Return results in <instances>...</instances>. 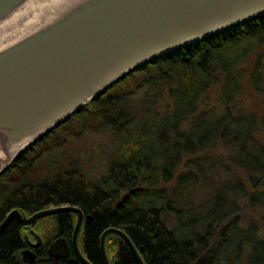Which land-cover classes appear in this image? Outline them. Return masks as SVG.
Masks as SVG:
<instances>
[{"label":"trees","instance_id":"1","mask_svg":"<svg viewBox=\"0 0 264 264\" xmlns=\"http://www.w3.org/2000/svg\"><path fill=\"white\" fill-rule=\"evenodd\" d=\"M263 94L264 14L141 65L55 127L0 176V223L16 206L31 213L72 203L92 214L79 243L96 264H106L101 236L110 225L128 232L146 264H264L259 222L264 220V108L260 112L252 106L260 103L258 98L264 103ZM76 118L81 125L77 134L90 126L92 133L109 134L111 142L116 138L111 160L94 157L90 164L92 156L86 155L66 162L41 160L51 147L33 153L64 126L73 135ZM157 140L166 145L152 154L148 144ZM104 145L100 141L97 147ZM220 147V156L228 160L225 174H216L220 198L210 208L193 207L196 213L206 212L189 225L185 215L190 211L180 203L190 186L206 178L203 155L211 157ZM230 189L238 192L227 203ZM151 193L164 202L145 204L143 198ZM243 200L259 209L258 219L243 222ZM77 213L56 212L40 225L50 228L41 231L45 243L38 262L84 264L75 251L67 260L48 254L55 236L72 240ZM62 215L68 221L64 225ZM183 226L193 228L191 236ZM24 229L15 217L1 232L0 264H31L21 258ZM106 247L112 264H140L120 233H108Z\"/></svg>","mask_w":264,"mask_h":264},{"label":"water","instance_id":"2","mask_svg":"<svg viewBox=\"0 0 264 264\" xmlns=\"http://www.w3.org/2000/svg\"><path fill=\"white\" fill-rule=\"evenodd\" d=\"M264 14V0H0V24L11 19L0 47V176L55 127L128 73L172 50ZM63 210L78 212L72 244L64 235L50 241V257L66 259L71 245L84 264H96L79 243L85 218L76 204L51 205L30 215L13 207V218L30 227L27 242L38 246L37 220ZM86 218L92 220V214ZM120 233L140 264H146L131 236L118 226L102 232L101 249L112 264L106 237ZM25 262L37 251L21 250Z\"/></svg>","mask_w":264,"mask_h":264},{"label":"rangeland","instance_id":"3","mask_svg":"<svg viewBox=\"0 0 264 264\" xmlns=\"http://www.w3.org/2000/svg\"><path fill=\"white\" fill-rule=\"evenodd\" d=\"M262 99L264 100V94L262 96ZM257 101L261 103V98H258ZM260 103L254 101V104H252V106L254 108L259 109L260 112H262V109L264 108V103L263 104ZM99 123H95V125L98 126ZM81 124H83V122H81ZM100 124L104 126V123H100ZM72 125L75 126V128L74 127L72 128V131L75 132L76 134L74 133L71 136L68 135L66 126H64L61 128L62 129L61 131H58L60 132L59 135L57 134L58 132L54 133L51 139L45 140L42 142V144H39V146L33 153L35 152L37 153L39 152V150H42L43 148L45 149L51 147L49 154L45 152L46 156L45 155L41 156V160H45L46 158L47 161L49 162L59 159L62 162L64 161L66 162L71 158V156L72 159L73 158L78 159L86 155L88 156V158L92 156V158L90 159V164H92L91 160L94 157H98V159L103 158V160L106 159L111 160L114 157L115 152L117 151V149L115 148L117 146L116 138H115V143L114 141L111 142V136L109 134L106 135V134H97V133L95 134V132L92 133L93 128L90 126L85 127V129L83 128L82 134H77L81 129L80 121L77 118L76 121L72 123ZM261 138L264 141V131H262L261 133ZM55 140H57L56 143L57 145L51 146V143L53 144V141ZM100 141L101 142L104 141L105 145L103 147H97V144L100 143ZM150 143L151 144H148L149 146L148 150L149 152H152V154L155 152V150H162L163 147L166 145V143L163 140H157V142L155 143H152L151 141ZM222 149L223 148L220 147L219 151L211 154V157L206 154L203 155V160L205 164L208 166V168L206 169V178L203 180V182L200 181L197 182L195 186H190L188 193L184 196L186 199L183 202L181 201L182 204L180 203L182 207L184 206L185 210H187L188 212L190 211V213H187L185 215V219H188L187 222L185 223H189V225L194 224V221L192 219L200 218L201 215L206 212V210H204L202 212L198 211V213H196L195 211H193V207L197 208L198 206H202V207L206 206L207 208L208 206V208H210L211 206L214 205V203H217V199L220 198V196L217 195L216 187L218 186H216V174L217 172H219L220 175L222 174L224 175L226 171V166L228 165L227 156L226 155L220 156L221 154L220 151H222ZM103 150H105L104 152H106V154H103ZM63 153L64 155L62 156ZM86 156L84 157L87 159ZM216 160H218V162H216ZM166 185H167V189L171 187V183H167ZM220 186L222 187L226 186L225 192H227L228 190L227 184L222 183ZM235 191L238 192L237 190H232V189L229 190L228 194L225 195V202L228 203L230 198L233 199V195L235 194ZM143 200L144 203L147 205L149 204L160 205L164 202V199L160 196V194H154V193L146 194ZM246 201L247 200L242 201V206L244 207V209L241 210L240 214L242 216L243 222L248 223V220L250 219L253 218L258 219L257 212L259 209L256 211V209H254L251 205L246 203ZM50 217H51L50 215L44 217L43 221L45 223H48L47 221L51 220ZM259 222L262 226V232L264 233V220L259 219ZM44 227L45 228H42V232L46 228H50L48 225L47 227L46 226ZM196 229L200 230L201 227L199 226ZM180 230H182V225L180 226ZM183 230L189 236L192 235L193 228L188 226H183ZM33 264H43V263L36 261ZM46 264H59V263L57 260H55L52 263L50 261L49 263Z\"/></svg>","mask_w":264,"mask_h":264},{"label":"flooded vegetation","instance_id":"4","mask_svg":"<svg viewBox=\"0 0 264 264\" xmlns=\"http://www.w3.org/2000/svg\"><path fill=\"white\" fill-rule=\"evenodd\" d=\"M71 211H74V210H71ZM61 212V211H60ZM63 212V211H62ZM76 212V211H75ZM31 213H33V212H31ZM31 213H28L27 212V214L28 215H30ZM77 213V212H76ZM85 213V212H84ZM53 214V213H52ZM48 215H50V214H48ZM48 215H45V216H42V217H40L38 220H37V222H36V225H35V229L39 232V233H41V231H42V227L40 226L41 224L42 225H45L46 223L43 221V218L44 217H46V216H48ZM86 216H87V213H85V218H84V220H83V223H82V226L85 224V222L86 221H92V220H88L87 218H86ZM77 218H78V213H77ZM92 219H93V217H92ZM19 221V220H18ZM59 221H60V223H61V225H64V224H66L68 221H67V217H66V215H62V216H60L59 217ZM77 222V221H76ZM76 224V223H75ZM82 226H81V228H82ZM75 228V227H74ZM80 231H81V229H80ZM74 233V232H73ZM24 234H25V237H26V235L27 234H29V236L31 237V239L33 240V241H37V237H36V235L34 234V232L32 231V229L30 228V227H25V229H24ZM41 235H42V233H41ZM60 235H62V234H60ZM57 236H59V235H57ZM57 236H55V238L57 237ZM65 236V235H64ZM42 242L38 245V246H31L28 242H26V245L24 246V247H27V246H30V247H32V248H34L36 251H37V253H38V250L41 248V246H43L44 245V243H45V238H44V236L42 235ZM54 238H52L51 240H53ZM69 239V241H70V243L72 244V240L70 239V238H68ZM27 240V239H26ZM50 240V241H51ZM50 243V242H49ZM49 245V244H48ZM23 247V248H24ZM21 250H22V248H21ZM75 250H74V248H73V245H71V254L70 255H72V253L74 252ZM70 255H69V257H70ZM69 257L68 258H66V259H63V260H67V259H69ZM21 258H22V260H23V262H25L24 261V259H23V257H22V253H21ZM39 259V256L37 257V259L34 261V262H36L37 260ZM34 262H32L31 264H33ZM26 263H28V262H26ZM30 263V262H29Z\"/></svg>","mask_w":264,"mask_h":264},{"label":"bare ground","instance_id":"5","mask_svg":"<svg viewBox=\"0 0 264 264\" xmlns=\"http://www.w3.org/2000/svg\"><path fill=\"white\" fill-rule=\"evenodd\" d=\"M11 22V19L7 20V21H3L2 24H0V47L4 46L7 42V40L9 39V29H8V25ZM1 158V155H0Z\"/></svg>","mask_w":264,"mask_h":264}]
</instances>
